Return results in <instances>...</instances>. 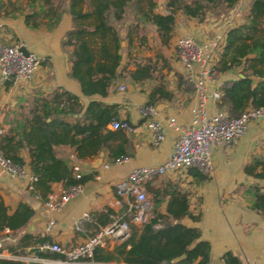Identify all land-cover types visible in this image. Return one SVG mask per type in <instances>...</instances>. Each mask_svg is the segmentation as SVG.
<instances>
[{"label":"trees","instance_id":"trees-1","mask_svg":"<svg viewBox=\"0 0 264 264\" xmlns=\"http://www.w3.org/2000/svg\"><path fill=\"white\" fill-rule=\"evenodd\" d=\"M235 1L165 0L162 11H157L156 0H0V16L21 17L27 28L51 30L58 24L61 14L67 12L70 27L64 31L61 44L69 48L68 74L79 83L81 93L105 95L108 86L126 73L132 82L154 80L146 101L152 104L159 98L171 96L166 88V73L171 69L169 62L160 53L154 57L132 56L129 61L133 68L127 69L128 51L126 61L120 64V41L125 39V47L129 46L132 34L142 31L138 37L142 42L145 37L141 24L147 22L153 26L159 45L166 46L178 10L184 16L202 21L207 16H218L221 11L228 10ZM262 19L264 0H250L242 20L222 33V46L214 66L220 73L238 69V74L222 86L216 101L217 107L223 108L229 116L238 115L248 106L264 108V36L255 37L252 33ZM93 37L100 40L97 48L90 44ZM176 75L177 84H182L181 75ZM11 83L12 80L3 81L4 88ZM18 101L6 125L0 127V155L21 167L24 160L19 150L26 149L28 166L35 176L32 189L38 188L44 194L50 191V184L54 181H63L66 187L82 183L87 176L80 174L79 178H74L70 174L72 167L66 159L55 154V147H72L76 158L96 154L113 135L107 124L115 119V114L110 113L114 105L91 99L83 106L77 95L58 86L45 94L34 91L27 99L20 98ZM119 152L120 149H114L112 155L116 156ZM188 170L202 176L195 168ZM244 171L263 180V184L254 182L248 192L251 208L264 216V154L252 157L244 165ZM176 194V198L167 201L166 212L177 214L185 210L183 195ZM173 200L176 201V209L171 208ZM31 213V208L24 202H19L12 212H6V206L0 200V230L4 227L18 230ZM122 218L127 219L128 216L123 215ZM90 221L91 218L86 223ZM157 222L160 225L154 226ZM138 230H131L130 227V237L114 242L110 249L106 248V243L95 246L91 259L100 264H209V242L199 238L196 226L154 213ZM44 240L46 238L35 237L31 232H23L15 244L6 248L11 253L22 252L21 247ZM36 253L50 258L62 256L49 250H36ZM219 260L221 264H240L231 251L223 252ZM0 264H25V261L0 256Z\"/></svg>","mask_w":264,"mask_h":264},{"label":"crops","instance_id":"crops-1","mask_svg":"<svg viewBox=\"0 0 264 264\" xmlns=\"http://www.w3.org/2000/svg\"><path fill=\"white\" fill-rule=\"evenodd\" d=\"M164 1L156 0L157 11H162ZM239 1L236 0L225 11V13L230 11L228 13L230 15L229 24L224 21L215 25L214 19L210 16L202 21H196L184 16L178 10L168 42V51L174 46L175 54V39L182 34H193L201 39L217 31L216 34L222 36L228 26L242 20L243 14L240 11L242 5ZM0 25L12 31L18 38V43L41 57L39 66L27 79L16 80L6 89L0 81V127L6 125L7 119L12 114L11 110L20 98L27 99L34 91L45 94L56 86L77 95L83 106L91 99L113 104L110 113L115 114V119H126L130 124V129L123 130L112 129L108 122L107 127L113 135L108 138L106 146L94 155L76 158L72 147L68 145L55 147L56 155L66 159L71 167L78 166L81 174L87 176L80 183V189L71 195L58 210L48 207L46 201L57 199L67 187L63 181H54L50 184V191L44 194L40 189H32V186H28L32 185V181L28 179L31 171L28 166L26 149L19 150L24 160L19 174H11L0 167V200L6 206V212H12L19 202L26 203L30 208L36 207L42 216L48 218L36 221L33 230L29 232L35 237L46 238L42 242L55 241L62 246H71L90 235L98 225L109 222L112 218L126 216L124 214L125 200L115 194L114 182L134 166L157 164L169 155L177 131L173 126L167 125L166 119L173 116L175 123L185 124L189 117V107L194 102V96L186 84H177L176 74H182L181 68L176 61L173 62L168 55H164L167 56L171 67L166 73V88L171 92V96L170 98H159L152 103L155 109L153 117L161 121L163 133L159 141L152 142L146 127V119L139 114V106L146 103L147 92L154 84V80L132 82L124 73L108 86L105 95L82 94L79 83L68 74L69 48L61 44L64 31L70 27V16L67 12L61 14L58 24L51 30L41 27L27 28L21 17L0 16ZM141 25L144 26L143 34L146 38L142 42L138 41L142 43L140 47L145 48L144 45L149 44L150 39L159 44L153 26L147 22ZM135 38L134 33L131 43ZM124 42L126 44L125 39ZM120 54L122 65L126 61V52L125 56L122 52ZM127 55L126 65L132 64L129 59L133 55L129 52ZM126 65L127 69L133 68H128ZM235 74H238V69ZM220 76L228 79L235 77L231 76L230 71L223 72ZM120 85H123V88H119ZM208 105L213 107V104ZM214 106L217 105L214 103ZM114 149H120L116 156L125 155L127 159L114 161L116 157L112 155ZM263 154L264 121L253 119L248 121L246 130L234 142L228 145L220 143L212 148L209 173L200 172L202 176L199 177L188 170L192 167H188L147 179L143 186L151 198L148 217L150 218L154 213H161L165 214L169 220L196 226L199 229V238L209 242V264H221L219 256L225 251H231L236 255L240 264H264V216L260 211L251 208L248 192L254 182L263 184V180L244 171V165L252 157H260ZM176 193L183 195L185 210H180L177 214L171 211L166 212L167 201L172 197L176 198ZM172 207L176 209L174 200L171 202ZM82 213H86L91 221L86 223L89 220H85L82 228L75 229L74 222ZM32 214L33 212L30 217ZM50 219L53 223L48 230H45L44 226ZM159 225L158 222L154 224V226ZM16 231H11L7 227L0 230V251L4 250L7 253L2 257H7L11 253L6 246L16 243L20 235L15 236ZM114 242L116 241L107 239L106 248L110 249ZM35 245L36 243L32 242L31 245L21 247L22 252L14 254L27 256L36 253ZM23 261L25 264H37L34 261ZM72 264L83 263L82 260H76Z\"/></svg>","mask_w":264,"mask_h":264},{"label":"built area","instance_id":"built-area-1","mask_svg":"<svg viewBox=\"0 0 264 264\" xmlns=\"http://www.w3.org/2000/svg\"><path fill=\"white\" fill-rule=\"evenodd\" d=\"M229 24V20L227 21ZM221 37L207 35L197 38L193 34H182L175 39V55L181 67V77L193 93L194 102L189 107V117L185 124L175 123L173 116L166 119L167 125L173 126L177 136L173 142L169 155L160 163L138 165L132 167L123 177L117 179L113 186L116 195L125 200L122 217L112 218L109 222L98 226L93 232L71 246H62L52 242H41L35 245L38 251L49 250L60 253L61 257L46 258L31 253L29 255H16L9 253L7 257L34 261L37 263L72 264L82 260L83 264H96L91 257L95 246L104 245L107 239L116 242L125 240L129 236L130 223L141 225L146 222L151 208V198L146 194L143 183L154 176L172 173L188 167L197 169L203 174L209 173L211 167L212 148L220 143L228 145L236 140L247 127L250 120L258 119L264 113L262 107H245L238 115L229 116L223 108L215 107L222 86L232 79L222 78L215 68V61L220 51ZM21 43L0 44V81L27 79L37 69L41 57L27 50L23 54L19 50ZM119 88H123L120 85ZM213 104L209 107L208 104ZM155 109L153 104L144 103L139 106V114L146 119V127L152 142L163 137L161 121L153 117ZM112 129H130L126 119H112ZM125 155L114 157V161L126 160ZM0 167L11 173L19 174L21 167L13 164L8 158L0 155ZM81 172L76 165L72 166V175L79 178ZM29 181L35 180L33 174L28 175ZM28 186L31 187V184ZM80 189V183L72 184L61 193L57 199L46 201V205L58 210L61 205ZM90 220L86 213H82L74 222V228H82L84 221ZM53 223L50 219L44 226L45 230ZM127 246V245H126ZM127 248V247H126ZM125 248V249H126ZM7 253L0 251V256Z\"/></svg>","mask_w":264,"mask_h":264},{"label":"rangeland","instance_id":"rangeland-1","mask_svg":"<svg viewBox=\"0 0 264 264\" xmlns=\"http://www.w3.org/2000/svg\"><path fill=\"white\" fill-rule=\"evenodd\" d=\"M23 1V0H21ZM250 0H240L239 2L241 3V9L240 11L242 12V14H244V12H246V9H247V5L249 3ZM82 7V6H81ZM157 8V6H156ZM229 12H226L225 11H221L218 16H215V15H212V18L214 19V22H215V25H219L221 24L222 22L225 21V23L227 24V21L229 20L230 22V15H228ZM211 17V15H210ZM216 17V18H215ZM233 20V19H232ZM231 26V25H230ZM229 27V26H228ZM217 31H215L213 33V35L216 34ZM142 31H139L137 34H136V38L134 39V41L128 46V47H125V42H124V39L120 41V48H119V51L120 53L122 52L125 56V52L128 50V52L130 53V55H133L134 57H145V56H152L154 57L156 55V53H160L161 56L165 59H167L166 57L167 56H164V55H168V58H171L172 61H176L177 62V58L175 57V54L173 52V48L174 46L171 47L170 51H168V48L169 46L166 45V46H160L158 43L156 42H153V40L150 39L149 41V44H145L144 46H146L145 48L143 47H140L142 45V43H138V37L139 35H141ZM252 33H253V36L255 37H259V36H264V19L260 20L257 24H256V27L252 30ZM134 34V33H133ZM217 35V34H216ZM221 37V35H219ZM16 38V39H15ZM90 38V36L88 37ZM146 38V37H145ZM19 40L17 37L14 36V33H12V31L8 30L4 25H0V44H14V43H18ZM100 43V40L97 38V37H93L91 38L90 40V44L97 48V46L99 45ZM220 45H221V42H220ZM222 46V45H221ZM220 52V51H219ZM176 58V59H175ZM125 61V60H124ZM157 63H160L159 61ZM178 63V62H177ZM179 65V64H178ZM128 68L129 67H133L132 64H127L126 65ZM180 66V65H179ZM255 66H258L257 64ZM181 68V67H180ZM161 70L163 71L164 70V67L161 68ZM237 69H235L236 71ZM235 71H230L231 72V76H235ZM146 81V80H144ZM146 192V191H145ZM147 194V193H146ZM148 195V194H147ZM149 196V195H148ZM150 197V196H149ZM149 220V217L147 216V220ZM140 227V225H131V230H138V228ZM138 231H136V233H138ZM131 233V231H130ZM130 237V236H128ZM127 237V238H128ZM128 242V240H127ZM123 251V249H122ZM124 252V251H123ZM123 255V254H122Z\"/></svg>","mask_w":264,"mask_h":264},{"label":"water","instance_id":"water-1","mask_svg":"<svg viewBox=\"0 0 264 264\" xmlns=\"http://www.w3.org/2000/svg\"><path fill=\"white\" fill-rule=\"evenodd\" d=\"M19 50L25 54L27 52V49L24 47L23 44L19 45ZM240 75V74H239ZM259 120H263L264 121V113L262 115H260L258 117ZM31 210L33 212L32 216L29 217V219L25 222V224L23 225V227H21L20 229H18L16 232H15V236H17L18 234H21L23 232H29L31 230H33L34 228V224L36 221L38 220H41V219H47L48 217L47 216H42L38 209L36 207H31ZM16 242V241H15Z\"/></svg>","mask_w":264,"mask_h":264}]
</instances>
